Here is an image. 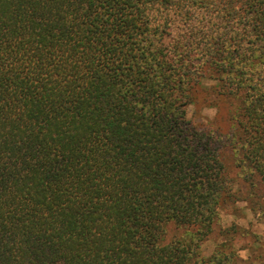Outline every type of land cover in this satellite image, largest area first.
<instances>
[{
    "label": "trees",
    "instance_id": "16d2710c",
    "mask_svg": "<svg viewBox=\"0 0 264 264\" xmlns=\"http://www.w3.org/2000/svg\"><path fill=\"white\" fill-rule=\"evenodd\" d=\"M207 76L264 215V0H0V264H235L200 252L233 196Z\"/></svg>",
    "mask_w": 264,
    "mask_h": 264
},
{
    "label": "rangeland",
    "instance_id": "374dc122",
    "mask_svg": "<svg viewBox=\"0 0 264 264\" xmlns=\"http://www.w3.org/2000/svg\"><path fill=\"white\" fill-rule=\"evenodd\" d=\"M218 77H205L196 88L194 100L187 107L188 117L199 127L213 130L222 160L231 178L233 196L219 207L212 232L202 242L200 252L210 255L216 249L233 252L235 264H264V215L258 205L247 199L248 186L242 171L243 159L236 137L234 114L241 99L221 93ZM192 226L167 225L166 239L189 235Z\"/></svg>",
    "mask_w": 264,
    "mask_h": 264
}]
</instances>
